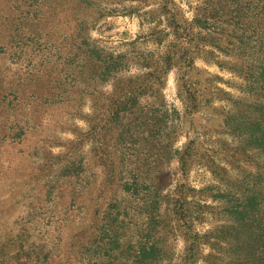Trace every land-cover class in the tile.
<instances>
[{"label": "rangeland", "instance_id": "obj_1", "mask_svg": "<svg viewBox=\"0 0 264 264\" xmlns=\"http://www.w3.org/2000/svg\"><path fill=\"white\" fill-rule=\"evenodd\" d=\"M206 2L0 0V264H264V86Z\"/></svg>", "mask_w": 264, "mask_h": 264}, {"label": "trees", "instance_id": "obj_2", "mask_svg": "<svg viewBox=\"0 0 264 264\" xmlns=\"http://www.w3.org/2000/svg\"><path fill=\"white\" fill-rule=\"evenodd\" d=\"M206 3L207 7L203 10L211 7L215 17H230L229 25H232L234 32L241 33L238 42L252 62L246 74L247 81L251 87L264 86V0H215L214 3ZM104 219L111 229L109 237L117 238L126 227V218L121 217L120 213Z\"/></svg>", "mask_w": 264, "mask_h": 264}]
</instances>
